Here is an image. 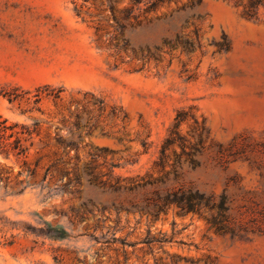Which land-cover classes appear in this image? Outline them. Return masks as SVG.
I'll use <instances>...</instances> for the list:
<instances>
[{"label": "rangeland", "instance_id": "374dc122", "mask_svg": "<svg viewBox=\"0 0 264 264\" xmlns=\"http://www.w3.org/2000/svg\"><path fill=\"white\" fill-rule=\"evenodd\" d=\"M250 1L0 0V115L34 130L24 166L0 156L33 172L0 183V264H264V0ZM179 111L185 147L159 169ZM108 174L164 182L114 192ZM180 186L215 206L158 213L154 190ZM89 199L142 210L80 220Z\"/></svg>", "mask_w": 264, "mask_h": 264}, {"label": "trees", "instance_id": "16d2710c", "mask_svg": "<svg viewBox=\"0 0 264 264\" xmlns=\"http://www.w3.org/2000/svg\"><path fill=\"white\" fill-rule=\"evenodd\" d=\"M146 2L147 8L146 9H155L159 4L164 2V0H134L136 4H140L142 2ZM170 1V0H167ZM198 2L200 0H197ZM260 4V1H250V7H255ZM248 15V11L246 12ZM128 16V12L126 13ZM170 44V42H167ZM178 43L183 44L186 48H192L193 43L188 40H181ZM215 45L219 48V50H226L227 49V42L226 38L222 36V41L215 43ZM200 48V47H199ZM185 114L182 111L177 112L173 125L169 130L167 137L164 139L161 149L160 155L158 159L155 161V167L159 169L164 168V162L166 158L167 151L177 145L183 151L185 147V140L179 133V126L181 122L184 120ZM20 129V132L16 130ZM34 133V130H31L28 126L20 125L17 123H10L7 119L3 118L0 115V156L4 157L5 159H9L13 157L16 160H22L25 158L26 154V146L22 144V140L26 141L27 139L31 138ZM20 135L21 137H18ZM70 150H77L76 147H69ZM112 153L107 148H97L96 152L92 155V158L97 156L98 154H105V153ZM196 153H198V149L193 147L191 152L186 153L187 156L190 157V163L194 164L195 159L192 158ZM25 163L23 162L22 166ZM116 165L110 164L109 170H112ZM86 175L90 177V180L98 181L100 177L95 176L93 168L90 167V164H86L85 166ZM28 173V175H32L33 172L26 171L23 169L22 171H18L16 174L13 173V168L5 165L4 163H0V183H8L9 181L18 182L19 178L24 174ZM109 171L108 173H110ZM174 176H177L176 170L172 171ZM60 175L67 178L66 183L64 184L63 188L65 190H70L71 193L78 194L80 190L78 189V185L80 183L81 175L76 172V170H66L65 168H61ZM13 179V180H11ZM106 182H109V188L112 189L114 192H127L132 193L138 189H143L148 186H153L156 183H163V180H158L156 182H152L149 179L144 180V178H132V179H122L119 178H112L110 174L107 175ZM21 183V182H19ZM99 184L104 185L101 181L98 182ZM19 192V191H18ZM155 195V203L154 206L157 207V212H162L168 206H176L180 211L185 213L190 212H199L202 208H212L215 206V203L212 201V198L206 197L204 194L200 193L192 186L188 187H178L176 190L166 192L161 194L158 190H154ZM83 208L77 210H71L73 214L78 217L80 220H83L87 215L93 214L94 212H102L105 211L108 207H111L116 213L121 211L128 213L132 210L141 211L142 208L135 202L129 201L128 203L121 204L112 202L110 205L103 204V203H95L92 200H88L86 204H82ZM217 208L220 212L226 211L225 207V198L222 196L221 201L217 204ZM213 225H217L215 220L211 221ZM217 228L220 227L217 225ZM57 238H64L63 233L58 235Z\"/></svg>", "mask_w": 264, "mask_h": 264}]
</instances>
